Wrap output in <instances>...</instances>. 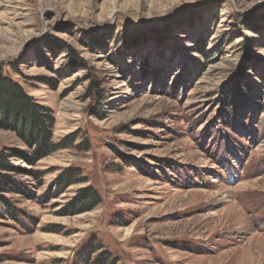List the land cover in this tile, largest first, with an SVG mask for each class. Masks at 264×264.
Here are the masks:
<instances>
[{"label": "rangeland", "instance_id": "1", "mask_svg": "<svg viewBox=\"0 0 264 264\" xmlns=\"http://www.w3.org/2000/svg\"><path fill=\"white\" fill-rule=\"evenodd\" d=\"M0 66L57 145L0 128V264H264V0H0Z\"/></svg>", "mask_w": 264, "mask_h": 264}, {"label": "trees", "instance_id": "2", "mask_svg": "<svg viewBox=\"0 0 264 264\" xmlns=\"http://www.w3.org/2000/svg\"><path fill=\"white\" fill-rule=\"evenodd\" d=\"M223 95L229 105L236 97L233 92H225ZM52 121L50 110L35 103L19 83L4 76L0 66V128L15 131L25 145L34 146L30 155L24 156L26 161L33 164L39 158L57 149V145H53L51 141ZM72 144L73 141L67 139L62 145L71 146ZM25 172L24 169L9 162L6 152L0 151V192L15 185L10 174ZM29 173L36 179L41 177L38 172ZM76 173L77 170L67 169L56 177L55 186H57L58 193L76 182L74 179ZM83 193L76 198L78 200L75 203L71 204V208L76 209V212L90 210L98 202V196L91 188H85ZM106 260V257L102 256L95 262L103 264Z\"/></svg>", "mask_w": 264, "mask_h": 264}]
</instances>
